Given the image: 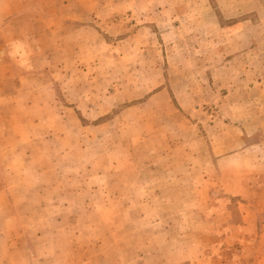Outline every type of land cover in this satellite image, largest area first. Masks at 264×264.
Returning a JSON list of instances; mask_svg holds the SVG:
<instances>
[{"label": "rangeland", "instance_id": "1", "mask_svg": "<svg viewBox=\"0 0 264 264\" xmlns=\"http://www.w3.org/2000/svg\"><path fill=\"white\" fill-rule=\"evenodd\" d=\"M0 264H264V0H0Z\"/></svg>", "mask_w": 264, "mask_h": 264}]
</instances>
